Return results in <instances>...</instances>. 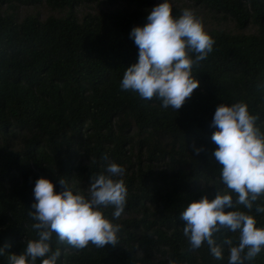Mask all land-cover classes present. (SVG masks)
<instances>
[{
	"label": "trees",
	"instance_id": "16d2710c",
	"mask_svg": "<svg viewBox=\"0 0 264 264\" xmlns=\"http://www.w3.org/2000/svg\"><path fill=\"white\" fill-rule=\"evenodd\" d=\"M155 1L163 2L0 0V264L38 238L29 216L37 179L51 180L60 191L63 178L74 193L87 196L109 163L125 169L128 193L118 219L111 206L104 209L121 226L118 244L75 249L53 234L58 264H228L227 246L222 260L206 243L190 247L180 213L224 189L210 126L219 104L245 102L264 133V0H192L206 12L203 21L207 13L212 21L232 17L236 28L205 29L213 49L193 66L199 87L177 111L121 89L124 71L138 61L130 32L147 23ZM174 1L178 17L184 8ZM101 2L105 9L81 16L75 9ZM19 5L33 10L18 15ZM39 7L58 13L41 19ZM248 26L253 30L244 32ZM193 144L206 151L196 155ZM257 205L264 207V195L249 213L264 228ZM223 236L238 244V232ZM245 264H264V249Z\"/></svg>",
	"mask_w": 264,
	"mask_h": 264
},
{
	"label": "clouds",
	"instance_id": "9594fccd",
	"mask_svg": "<svg viewBox=\"0 0 264 264\" xmlns=\"http://www.w3.org/2000/svg\"><path fill=\"white\" fill-rule=\"evenodd\" d=\"M130 38L138 48V61L124 71L121 89L179 110L199 87L193 66L207 57L215 43L202 19L190 9L174 16L169 0H163L151 9L145 25L133 27ZM258 119L243 101L216 107L210 125L216 129L211 136L217 146L212 155L221 166L224 189H218L213 199L205 194L193 200L180 213L190 247L199 249L206 243L214 258L222 260L227 246L228 264H245L264 249V228L257 227L249 214L264 195V133L257 127ZM192 148L196 155L206 151L195 144ZM124 174L121 165L109 163L92 179L87 196L74 193L63 178L58 179L60 191L51 180L37 179L33 189L36 202L29 216L36 221L32 227L38 238L28 240L21 254H9V264H37V260L58 264L61 252L51 247L53 234L75 249L89 243L97 248L118 244L121 226L109 220L104 209L111 206L116 219L123 213L128 195L121 179ZM256 212L264 213V207L257 205ZM227 232H238V244L233 246L230 237H222ZM4 254L0 248V255Z\"/></svg>",
	"mask_w": 264,
	"mask_h": 264
},
{
	"label": "rangeland",
	"instance_id": "374dc122",
	"mask_svg": "<svg viewBox=\"0 0 264 264\" xmlns=\"http://www.w3.org/2000/svg\"><path fill=\"white\" fill-rule=\"evenodd\" d=\"M102 1V0H100ZM156 4L158 1H155ZM175 5L178 7H183L184 9H190L192 10L197 17H201L204 16L206 14V12L204 11H200L199 7L195 6L192 2V0H176L174 1ZM107 6L104 3H99V4H95V3H90L87 5H83V4H78V6H76V11L78 12V15L81 16L83 13L86 12H94V11H98L100 9H105ZM5 8V6L3 7V9ZM16 12L18 15H24L26 12H31L33 10L32 6H25V5H19L16 9ZM38 15L41 19L46 18L48 15L50 14H57L58 11H49V9L47 7H39V10H37ZM208 18L206 19V21H203L204 27L205 29L208 28H221V29H226L228 31H234L236 28V23L234 21V19L232 17H228L226 19H223L221 21H216V20H211L210 19V13H207ZM253 28H251V26H248L244 32H249L252 31Z\"/></svg>",
	"mask_w": 264,
	"mask_h": 264
}]
</instances>
